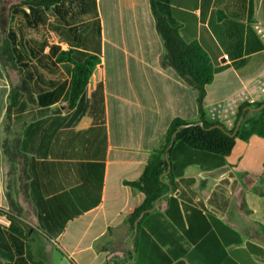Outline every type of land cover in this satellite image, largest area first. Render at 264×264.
<instances>
[{
    "label": "crops",
    "instance_id": "crops-1",
    "mask_svg": "<svg viewBox=\"0 0 264 264\" xmlns=\"http://www.w3.org/2000/svg\"><path fill=\"white\" fill-rule=\"evenodd\" d=\"M165 7L215 71L205 110L264 77V0H0V46L13 38L24 55L0 58V264H264L247 248L264 250V110H245L227 156L173 144L165 192L148 209L130 185L173 120L200 118L194 87L162 65ZM88 59L70 108L72 72ZM23 78L28 94L10 116L22 158L9 185L4 124ZM238 105L207 120L232 129Z\"/></svg>",
    "mask_w": 264,
    "mask_h": 264
},
{
    "label": "trees",
    "instance_id": "trees-1",
    "mask_svg": "<svg viewBox=\"0 0 264 264\" xmlns=\"http://www.w3.org/2000/svg\"><path fill=\"white\" fill-rule=\"evenodd\" d=\"M63 0H23V4L33 8L48 9L61 3ZM155 11V5L152 4ZM165 17L156 15L157 30L165 45V56L162 59L163 66L173 68L179 76L194 87L197 92V105L199 110V122L187 123L181 119H175L170 124L165 141L160 149L156 150L151 156L145 169L143 177L130 185L135 189L143 192L146 196V202L143 210L150 207V204L160 198L166 187L161 182L162 175L169 166V154L173 144L181 143L195 151H204L214 155L227 156L235 146V140L238 137L236 126L247 111V108H256L264 110V77L256 80L246 90L241 91L225 104H218L208 110L204 109L203 102L206 96V87L212 82L214 77L213 66L202 48L196 43H186L179 36L175 23L168 15L167 7ZM0 58L9 62L11 59L16 63L24 58L21 51L17 49L15 39L9 38L5 44L0 46ZM14 63V62H13ZM94 62L88 59L74 67L69 89V107H73L77 100L83 94ZM13 69L22 70L20 66L12 65ZM29 87L26 78L13 87L9 97V107L6 121L10 123L12 110L19 102L22 94H28ZM252 102V104H250ZM239 103L235 114L234 128L227 129L220 122H209L208 114L220 113L224 108V114L228 112L230 105ZM10 128L6 127V132ZM4 155L9 162L16 168L22 158L18 149V139L13 137L12 140H5L3 143ZM248 250L253 255L263 257L264 250L254 244L247 245Z\"/></svg>",
    "mask_w": 264,
    "mask_h": 264
},
{
    "label": "rangeland",
    "instance_id": "rangeland-1",
    "mask_svg": "<svg viewBox=\"0 0 264 264\" xmlns=\"http://www.w3.org/2000/svg\"><path fill=\"white\" fill-rule=\"evenodd\" d=\"M9 127L10 128V123H9V121H6L5 120V124H4V131H5V133H7V137H6V139L5 140H12L13 139V137H15L14 135V133L13 132H11V128H10V131L9 132H6V127ZM5 160H6V162H7V165H8V171H7V175H8V177H9V185H10V181L12 180L11 179V177H13V175H14V173L16 172V168H14V166L9 162V160H8V158L5 156Z\"/></svg>",
    "mask_w": 264,
    "mask_h": 264
},
{
    "label": "built area",
    "instance_id": "built-area-1",
    "mask_svg": "<svg viewBox=\"0 0 264 264\" xmlns=\"http://www.w3.org/2000/svg\"><path fill=\"white\" fill-rule=\"evenodd\" d=\"M0 223H2L1 220H0ZM2 224H4V223H2Z\"/></svg>",
    "mask_w": 264,
    "mask_h": 264
}]
</instances>
